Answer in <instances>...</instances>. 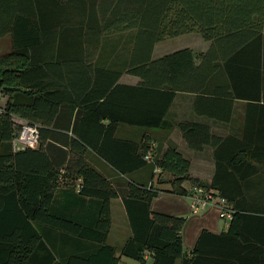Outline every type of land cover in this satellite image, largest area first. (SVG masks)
Here are the masks:
<instances>
[{"label":"trees","instance_id":"obj_1","mask_svg":"<svg viewBox=\"0 0 264 264\" xmlns=\"http://www.w3.org/2000/svg\"><path fill=\"white\" fill-rule=\"evenodd\" d=\"M121 2L123 0L115 1L109 21L115 27L136 26L126 70L137 75L139 83L114 84L101 101H92L85 106L84 115L94 122L105 116L109 118L105 126L98 125L99 131L103 127L100 141L77 129L74 125L77 115L74 116L69 129L76 137L66 142L72 156L63 172L52 167L48 161L45 164L36 161V157H44L42 141L48 128L43 122L51 119L56 110L53 104L61 99L56 96L59 87L40 75L39 71L45 69V63L30 58L39 47H43L42 41H35L36 31L31 27L27 12H0V35L7 34L10 41L9 49L0 52V97L4 96L0 101V171L4 177L0 187L6 192V203L0 205V264H29L35 258L36 264H118L119 255L143 263L145 251L149 253L152 264H176L177 260L179 264H264V157L255 155L264 154L262 142L251 143V136L247 134L228 142L231 138L215 137L204 124L178 121L176 127L189 148L198 150L205 143L215 145L214 172L210 181L206 182L188 175V158L171 142L161 151H154L149 147L150 137L146 133H142L136 143L111 137L117 121L144 128L161 125L177 90L204 92L206 82L212 83L213 99H220L218 93L225 91L221 88L223 83L219 75L222 70L231 75V58L220 61L223 53L232 50L234 54L239 47H245L252 41H210L203 51L181 47L157 57L151 56L152 46L162 38L192 30L198 31L204 39L234 33L235 30L222 28L221 21L226 20L230 12L235 18L236 10L239 7L242 9L245 0H126L128 6H119ZM94 32L87 31L92 38ZM66 42L69 44L68 51H75L76 43H80ZM117 75L118 72H115L113 77ZM114 78L109 84L114 82ZM107 86L101 91L90 87L88 93L95 100ZM124 92L131 96L132 103L119 105L130 108L131 115L121 113L123 109L115 111L103 107L113 96L112 93L120 96ZM197 110L221 118L215 111ZM14 116L36 125L38 140L34 147H11L10 139L19 127ZM222 118L226 120L228 114ZM68 123L67 120L64 128H68ZM245 128L247 125H244ZM226 145L229 149L224 157L220 152ZM86 147L94 149L121 172L144 164V155L151 151L150 169L158 167L168 172L167 190L176 194H186L187 189L181 184L185 179L214 187L234 209L226 230L212 233L202 229L190 251L191 255L186 256L179 234L184 217L150 209V199L161 188L151 181L141 183L129 180L121 198L130 235L115 255L114 247L106 243L105 238L109 228V199L116 196L118 190L84 160L82 153ZM29 154L34 155V159L31 158L33 162L31 165L23 164V155ZM257 162L262 163L261 167H257ZM152 176L151 172L150 180ZM59 177L65 178L69 185L78 180L77 193L95 198L97 212L93 225L65 220L52 209L50 199ZM38 224L63 229L91 241L93 245L84 252L67 254L62 263H49V257L54 256L42 243L36 228ZM73 241L77 244L75 238ZM37 249L42 251L41 254H33Z\"/></svg>","mask_w":264,"mask_h":264},{"label":"crops","instance_id":"obj_2","mask_svg":"<svg viewBox=\"0 0 264 264\" xmlns=\"http://www.w3.org/2000/svg\"><path fill=\"white\" fill-rule=\"evenodd\" d=\"M115 1H0L1 13L27 12L29 14L31 27L36 31L35 41H42L43 46L39 47L33 56L30 55V58L38 63H45V69L39 71L40 75L43 79L54 82L60 89L56 96L59 95L61 99L57 100V104H53L56 108L55 113L49 121L45 119L43 122V125L48 128L42 141L44 157L42 155L36 157L39 163L45 164L48 161L60 172L65 170L72 156L66 142L69 138L76 137L69 129L74 116L77 115L74 124L77 129L83 130L89 138L100 141L103 136V127L99 131L98 125L105 126L109 118L105 116L98 122H94L93 119L84 115L85 106L92 101H101L114 84L137 85L139 83V77L126 70V65L131 58L136 26L110 25L109 13L115 7ZM125 1L123 0L119 6H128ZM244 4L242 9L239 7L236 10L235 18L230 12L226 20L221 21L222 28L229 31L235 30L234 33L223 34L214 39H204L198 31L192 30L162 38L152 46L151 56L157 57L181 47H189L195 52L203 51L209 46L210 41H252L245 47H239L234 54L232 50L223 53L220 61L231 58V65H229L231 75L223 70L219 75L220 82L223 83L221 88L225 91L218 93L220 99H213L215 92L211 91L212 83L206 82L207 89L204 92L177 90L165 111L161 125L144 128L125 121H117L114 124L112 138L136 143L141 134L146 133L150 137L149 147L154 151H161L168 142H171L188 158V175L206 182L210 181L214 172L215 145L205 143L198 150L189 148L176 127L178 121L188 120L204 124L215 137L231 138L228 142L234 138L240 139L247 134L251 136V143L264 144V0H245ZM207 25L206 23L205 26ZM110 28L116 29L106 31ZM87 31H95L94 37H90ZM66 41H80V43H76L75 51H68L69 44ZM85 41H94V43L87 42V44ZM9 47V36L0 35V52L8 50ZM115 72H118L116 78L113 77ZM111 78H114V82L109 84ZM106 85L108 88L102 94L98 95V92H95L98 98L93 100L94 98L88 93L89 88L93 87L101 91ZM111 95L113 96L107 99L103 107H109L115 111L117 108L123 109L121 113L131 115L130 108L119 105L132 103L131 96H127L125 92L120 96L116 93ZM3 99L4 96L0 97V101ZM198 108L202 111H215L221 118L206 112H198ZM68 114H70L69 118ZM227 114L226 120L222 118ZM67 120L69 123L66 129L64 125ZM244 125H247V128L244 129ZM227 146L220 152L224 157L228 154ZM151 153L147 151L148 157H144V164L121 172L94 149L86 147L83 151L84 160L118 190L117 195L109 199V228L105 242L114 247L115 255H117L119 247L130 235L128 218L121 198L126 182L129 180L141 183L151 181L154 186L161 189L150 199V209L184 217L179 234L183 252L186 256H190V251L202 229L212 233L224 232L227 222L218 217L217 210L213 206H207L195 213L190 212L187 193L194 183H191L189 179L181 182L187 189L186 194L168 191L167 180L170 175L158 167L150 169ZM255 155L264 157L261 153ZM23 156V164L31 165L34 155ZM260 164L262 165L257 162V167H261ZM151 172L153 176L150 180ZM3 181V172L0 171V184H3ZM77 181L69 185L65 178L59 177L50 204L52 209L65 220L91 226L96 218V200L94 197L77 193ZM5 200V188L0 187V205H5ZM36 228L40 232L42 243L54 256L49 257V263L57 261L62 263L67 254L84 252L93 245L91 241L78 238L63 229L43 224H38ZM74 238L77 244L73 241ZM41 252L37 249L33 254L39 255ZM43 252L46 253L44 250ZM128 258L130 257L119 255L117 263L152 264L147 251L143 253V263ZM36 261V258L32 259L29 264H36ZM176 264H179V260Z\"/></svg>","mask_w":264,"mask_h":264},{"label":"built area","instance_id":"obj_3","mask_svg":"<svg viewBox=\"0 0 264 264\" xmlns=\"http://www.w3.org/2000/svg\"><path fill=\"white\" fill-rule=\"evenodd\" d=\"M14 119L19 123V127L10 139L11 147L13 149L34 147L38 140L36 125L16 116ZM144 157H148V155H144ZM187 200L190 212L195 213L207 206H213L217 210L218 217L226 222L229 221L234 210L217 189L211 186L194 184L187 193Z\"/></svg>","mask_w":264,"mask_h":264},{"label":"rangeland","instance_id":"obj_4","mask_svg":"<svg viewBox=\"0 0 264 264\" xmlns=\"http://www.w3.org/2000/svg\"><path fill=\"white\" fill-rule=\"evenodd\" d=\"M163 175V174H162ZM227 228V227H226ZM128 259H130V258H128ZM132 260V259H131Z\"/></svg>","mask_w":264,"mask_h":264}]
</instances>
